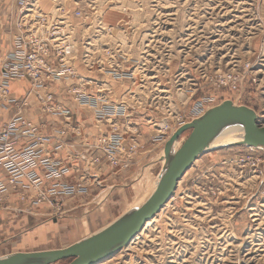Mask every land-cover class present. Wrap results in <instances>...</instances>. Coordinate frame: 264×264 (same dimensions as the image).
Masks as SVG:
<instances>
[{"label": "rangeland", "instance_id": "rangeland-1", "mask_svg": "<svg viewBox=\"0 0 264 264\" xmlns=\"http://www.w3.org/2000/svg\"><path fill=\"white\" fill-rule=\"evenodd\" d=\"M20 1L0 0V75L16 33ZM39 7L54 15L76 9L88 14L89 20L75 34L79 51L90 49L93 56L87 70L116 91L105 102L116 110L122 107L114 118L118 133L129 127L127 144L136 137L143 148L128 170L109 166L103 184L92 180L84 194L55 196L56 202L63 201V212L44 217L47 220L38 222L39 227H17L14 220L2 218L1 211L0 258L67 248L143 202L161 172L164 145L154 138L155 129L166 120L174 123L182 117L188 123L194 109L233 101L256 111L264 125V0H41ZM98 23L103 26L94 28ZM96 37L102 39L103 48L97 47ZM114 40L122 44L118 47ZM98 60L106 63H101V72ZM110 62L122 65L127 75L120 80L106 74ZM80 68L87 71L85 64ZM230 72L245 77L237 91L211 81L216 74ZM82 104L77 107L91 112L96 136L72 144L95 155L83 145L109 135L110 110L101 111L102 103L95 100ZM67 108L69 118L62 117V131L67 134L64 141L70 137L73 141L84 131ZM47 130L51 133L49 127L42 133L49 136ZM189 134H183L179 145ZM238 142L241 136L230 133L212 148ZM75 176L80 179L82 172ZM150 223L131 249L101 264H264V151L231 146L204 154Z\"/></svg>", "mask_w": 264, "mask_h": 264}, {"label": "built area", "instance_id": "built-area-1", "mask_svg": "<svg viewBox=\"0 0 264 264\" xmlns=\"http://www.w3.org/2000/svg\"><path fill=\"white\" fill-rule=\"evenodd\" d=\"M34 1H21V9L16 21L18 33L14 37V49L11 50V56L3 66L0 77V105L2 104L3 109L11 113V118L7 122L0 123V165L3 164L4 169L11 173L10 178L0 177V212L13 211L23 215L28 214L25 210H21L22 213H20L19 209L14 206L12 208V204L8 203L14 194L21 196L26 192L22 180H27L37 193L32 199L23 195V199L27 198L33 202V206H30L31 209L28 210L31 216L35 217L33 215L34 208L44 206L47 211H50L49 214L46 213V216L56 217L63 212L64 204L63 201L56 202L55 196L62 198L84 194L86 187L92 184V180L100 181V184H103L102 175L109 172V166L113 170H124V168L128 170L130 165H133L138 150L140 151L143 146L140 145V140L136 137L131 138L127 144L129 127L124 129V134L118 133L119 129L116 127L114 118L122 110V107L116 110L105 102L111 95H116L114 89L108 86L107 82L102 86L97 81L81 76L76 67L77 63L73 64V58L70 62L67 61L72 54V45L65 41L63 21L69 20L75 29L77 26L73 19L83 22L89 20L84 17L83 11L76 9L72 15L66 14L67 18L64 13L60 16H53L51 13H43L37 7L38 11L32 9L27 12V7L33 5ZM81 25L83 24L81 23ZM85 61L83 60V63L89 67ZM102 67L101 65L100 72ZM14 68H18L20 72H14ZM106 74H112L113 79L119 78L120 80L127 75L122 69L107 71ZM128 75L130 76V73ZM15 76H22L23 79H26L30 83L32 91L24 98L13 101L10 100L8 79ZM244 79L245 77L241 73L230 72L216 74L211 78V81L217 87H229L232 91H237ZM71 80H75L79 84L67 87L64 83ZM59 83H63V94L73 98L78 104L83 105L82 103L85 101L95 100L98 104L102 103L101 111L110 110L109 119H111L112 129L109 135L98 137L93 144L86 142L83 145V147L93 150L95 155L85 150L79 152L77 146L68 145L64 141L67 134L62 131L65 128L62 117L69 118V109L60 103L58 94L54 90L56 86H59ZM31 97L38 104L36 121L29 117ZM208 110L203 107L192 110L189 121L204 115ZM53 116L58 118L59 130L57 131L53 130V123L55 124L57 121L49 120V117ZM185 124L187 122L182 117L177 118L174 123L166 120L164 125L155 129L157 134L154 142H158L160 146L165 145L170 136ZM48 127L51 129V133L46 136L42 130ZM25 139H28L29 142ZM21 141L25 142L22 148L20 147ZM50 141H53L55 146L59 144L54 157L46 149ZM17 146L18 153L15 152ZM67 147L76 152L69 153L64 160L59 157L58 151ZM43 154L45 156L42 159ZM39 161L46 170L43 181L39 180L37 173L26 172L33 162L36 164ZM81 163L84 165L81 166ZM0 170L2 169L0 168ZM79 172H82V176L77 180L75 175ZM71 173L74 177L73 182H65V178ZM26 206L27 204L21 208Z\"/></svg>", "mask_w": 264, "mask_h": 264}, {"label": "water", "instance_id": "water-1", "mask_svg": "<svg viewBox=\"0 0 264 264\" xmlns=\"http://www.w3.org/2000/svg\"><path fill=\"white\" fill-rule=\"evenodd\" d=\"M229 128L242 134L241 142L224 147L244 146L264 151V125L256 111L225 101L210 108L202 117L177 130L164 147L162 169L152 192L105 229L58 250L16 253L0 258V264H101L126 249L146 225L155 219L175 195L182 179L196 161L206 153L220 149L212 143ZM190 132L181 146H176L184 133Z\"/></svg>", "mask_w": 264, "mask_h": 264}, {"label": "bare ground", "instance_id": "bare-ground-1", "mask_svg": "<svg viewBox=\"0 0 264 264\" xmlns=\"http://www.w3.org/2000/svg\"><path fill=\"white\" fill-rule=\"evenodd\" d=\"M40 1L41 0H35L34 2H33V5H29L28 7H27V12H30V11H32V9L34 10V11H38V9L39 10H41L43 13H45V11L44 10H42L40 7H39V3H40ZM34 6H35V9H34ZM38 9H37V8ZM20 9H21V3H20ZM20 9H19V11H20ZM19 11L17 12L18 13V17H19ZM46 13H51V12H46ZM70 14V15H72L73 13H74V11L73 12H65L64 14H65V18H67V15L66 14ZM53 16H60V15H54L53 13H51ZM63 14V13H62ZM83 14H84V17L85 18H87V19H89V16H88V14L87 13H85V12H83ZM17 20H18V18H17ZM16 20V21H17ZM73 21H74V23L76 24V26H77V28H75V29H73V26H72V24H71V22L69 21V20H67L66 19V21H63V27H64V33L66 34V39H65V41H66V43H68V44H71L72 45V54H71V56H69L68 57V59H67V61H69L70 62V60L73 58V64H76V67H77V70H78V72L80 73V75L81 76H83V77H85V78H88V79H91V80H93V81H97L98 83H100V85H102V86H104L105 84H106V82H103V81H101V80H98V79H93V78H91V77H88V76H86V75H84L82 72H81V70H80V65H83V64H85V63H83V60H86L85 62L90 66L91 65V63H92V60L90 59L91 58V56H93V54L91 55V53L89 52V50L90 49H88V48H86L85 49V47H84V49H85V51H83L82 53H80V49H79V47H78V45H77V39H76V36H75V34L78 32V29H80L82 26H84V23L85 22H83V21H80V20H75V19H73ZM87 22V21H86ZM81 23L83 24V25H81ZM103 26V23L101 24H97L96 26H94V28H101ZM18 33V30H17V28H16V33L13 35V39H12V42H11V45H10V48H9V50L5 53V55H4V60H3V65H2V69H3V66L4 65H6V63H7V61H8V59H9V57L11 56V50H13L14 49V37H15V35ZM83 37H86V36H83ZM85 39V38H84ZM89 41V40H88ZM94 41L97 43V47H99V48H103V44H102V39L101 38H99V37H96V40L94 39ZM91 42V41H90ZM90 42H88L87 43V47H90ZM114 42L116 43L115 45L116 46H120V44L119 43H121L122 44V42H120V41H115L114 40ZM106 55H108V53L106 54ZM109 56V55H108ZM90 57V58H89ZM97 62V61H96ZM108 62V61H107ZM118 62V61H117ZM98 63H100V65H102V64H106V63H102L100 60H98ZM102 63V64H101ZM110 64H111V66H110V69L111 70H114V71H117V70H119V69H121L122 68V65H119V66H117L116 64H114V63H111L110 62ZM86 65V64H85ZM103 66V65H102ZM87 66H86V70H87ZM2 69H1V74H2ZM90 71V70H89ZM88 70L87 71H85V72H87V74H93L92 72L90 73ZM14 72H16V73H19L20 72V70L18 69V68H14ZM101 75V74H100ZM0 77H1V75H0ZM8 81H9V84H10V100H18V99H21V98H24L26 95H29L30 93H31V91H32V89H31V86H30V83L26 80V79H23V77L21 76H15L14 78H12V79H8ZM86 82V81H85ZM14 83H21V84H25V85H27V89H26V91L24 92L25 94L24 95H21V96H18V95H16L15 93H14V91H13V84ZM62 84L63 83H59V86H56L55 88H54V90H55V92L58 94V96L59 97H63L61 100H59L60 101V103H62L64 106H66V104H65V99H68L67 98V96L66 95H64L63 94V86H62ZM67 87H74V86H76V85H78L79 84V82H77V81H75V80H71V81H68V82H65L64 83ZM114 91H115V89H114ZM115 93H116V91H115ZM32 98V100L30 101V104H31V112L29 113V117L33 120V121H36L37 120V111H36V109H37V107H38V104H37V102L33 99V97H31ZM65 98V99H64ZM75 105H79L78 103H74ZM67 107V106H66ZM4 107H3V105L1 104L0 105V113L1 112H5V113H8V111L7 110H5V109H3ZM203 116V115H202ZM202 116H200V117H202ZM200 117H198V118H200ZM11 118V116L8 118V120ZM198 118H196V119H198ZM58 118L56 117V116H53V117H49V120L50 121H52V122H56L55 124L53 123V130L54 131H57V130H59V128H56L55 129V127H57L58 126V120H57ZM196 119H194V120H196ZM8 120H6V121H3V119L1 118V115H0V123L1 124H4V122H7ZM194 120H192V121H190V122H188L187 124H189V123H191V122H193ZM187 124H185V125H187ZM185 125H183V126H185ZM182 126V127H183ZM59 127V126H58ZM181 128V127H180ZM179 128V129H180ZM178 129V130H179ZM236 129H234V128H229V129H227V130H224L223 131V134L222 135H220L213 143H212V145H211V148H212V146L215 144V142L216 141H218L222 136H226V135H228V134H230V133H233L234 131H235ZM177 131V130H176ZM175 131V132H176ZM174 132V133H175ZM173 133V134H174ZM172 134V135H173ZM240 136H241V141H242V138H243V135L242 134H239ZM239 135H235V136H238L239 137ZM170 137H172V136H170ZM171 138H169V140H170ZM27 142H29V140L28 139H25ZM67 142H68V140H66ZM70 142V141H69ZM71 144H72V142H71ZM166 144H167V142H166ZM165 144V145H166ZM25 145V142H24V144L21 146V148L23 147ZM165 145H164V147H165ZM181 145H182V143H181ZM181 145H179V143L176 145V146H181ZM46 149H47V152L49 153V154H51V156L52 157H54V154H56V152H57V148H56V146H55V144L53 143V141H50L48 144H47V146H46ZM64 150H66V152H67V156H68V154L69 153H74V152H76L74 149L72 150L71 148H69V147H67V149H63V151ZM15 152L16 153H18L19 152V148H18V146L15 148ZM61 152H62V150H60V151H58V153H59V157H61ZM163 152H164V150H162V154H163ZM44 154L42 155V159L44 158ZM163 157V155H161V157H160V163H161V168L160 169H162V161H161V158ZM0 168L3 170H0V177H2V178H4V179H6V178H10V175H11V173H9L7 170H5L4 169V166H3V164H1L0 165ZM161 171V170H160ZM27 173H37L38 174V177H39V180L40 181H43V177L45 176V173H46V170H45V168H44V166L43 165H41L40 164V161L38 162V163H36L35 164V162H33L32 163V165L30 166V168L29 169H27V171H26ZM21 181L19 180V183H20ZM30 182V181H29ZM66 182V181H65ZM31 183V182H30ZM69 183V182H68ZM71 183V182H70ZM22 184H23V186L25 187V191L26 192H24V194L23 195H26V196H28L29 198H31L32 199V197H35L36 196V194L37 193H35V190L30 186V184L27 182V180H22ZM154 188V187H153ZM153 190V189H152ZM23 195H21V196H19V195H17V194H14L13 196H11L10 197V199H9V202L8 203H10V204H12L11 205V207L13 208V206H14V208H16V209H19L20 210V213H22L21 212V210H25V211H27V213L28 214H25L26 216H29V215H31L29 212H28V210L29 209H31V207L30 206H33V202L32 201H30L29 199H23ZM25 204H27V206L25 207V208H21V206H23V205H25ZM36 208H39L41 211L40 212H37L36 211ZM36 208H34V213L36 214H34L33 213V215L37 218V217H42V216H46V210H47V208L46 207H44V206H38V207H36ZM2 212H6V211H2ZM19 214V213H18ZM158 216V215H157ZM151 222V221H150ZM149 222V225L151 224ZM152 222H154V219L152 220ZM148 225V224H147ZM148 225V226H149ZM141 235H142V233H141ZM140 235V236H141ZM140 237L139 236H137L136 237V239L135 240H133L132 241V243H130L129 245H128V247L126 248L127 250H129V249H131L132 248V246L135 244V241L136 240H138ZM39 252H41V251H39ZM22 253H24V252H22Z\"/></svg>", "mask_w": 264, "mask_h": 264}, {"label": "crops", "instance_id": "crops-1", "mask_svg": "<svg viewBox=\"0 0 264 264\" xmlns=\"http://www.w3.org/2000/svg\"><path fill=\"white\" fill-rule=\"evenodd\" d=\"M21 1H20V3H21ZM80 70H82V69L80 68ZM82 73L84 75L88 76V77L96 79V78H94V74H87V72H82ZM101 81L107 82L104 79H101ZM26 89H27V85H25V84H21V83H14L13 84V91L18 96L24 95L25 94L24 92L26 91ZM70 101L71 100L68 101V99H65V104H66L67 107L71 108L74 111L75 116L77 117L78 121H80L81 126L83 127L84 133H83V135L81 137L75 138L73 141H72V139H73L72 137H70L68 140L70 142H74L76 144H83L85 138L90 139L91 141H93L95 139L96 132H95V129L92 127L93 119H92L91 115L89 114L91 112L87 108L86 109H80L79 107H77V105H75L73 102H70ZM0 115H1V118L3 119V121H6L11 116V113L10 112H8V113L1 112ZM56 128H59V127L57 126V127H55V129ZM45 133L49 134L50 132L47 130V131H45ZM23 144H24V142L21 141L20 147ZM79 152H83L81 147L79 148ZM66 157H67L66 150H64V151L62 150L61 158L66 160ZM65 180H66V182H69V183L73 182V180H74L73 173H71L69 175V177L66 178ZM36 211L40 212L41 210L39 208H36ZM5 214H4V217L3 216H1V217L4 218V219H10V221L14 220V221H12V223H15L17 227L27 226V224L28 225L29 224H36L37 227H39L38 224H40V223H38V222L44 221L45 218H51V217H47V216L37 217L36 218V217H29V216H26V215H24V216H15V215L14 216H9V214L7 212H5ZM1 217H0V219H1ZM45 220H47V219H45ZM42 224H43V222H42ZM36 225H35V227H36ZM37 229L38 228H36L35 230H37Z\"/></svg>", "mask_w": 264, "mask_h": 264}]
</instances>
